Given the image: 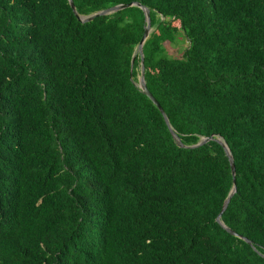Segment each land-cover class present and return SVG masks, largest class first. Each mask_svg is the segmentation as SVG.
<instances>
[{"label": "trees", "instance_id": "obj_1", "mask_svg": "<svg viewBox=\"0 0 264 264\" xmlns=\"http://www.w3.org/2000/svg\"><path fill=\"white\" fill-rule=\"evenodd\" d=\"M72 2L148 9L235 192L139 8L0 0V264H264V0Z\"/></svg>", "mask_w": 264, "mask_h": 264}, {"label": "water", "instance_id": "obj_2", "mask_svg": "<svg viewBox=\"0 0 264 264\" xmlns=\"http://www.w3.org/2000/svg\"><path fill=\"white\" fill-rule=\"evenodd\" d=\"M68 1V4H69V7L70 9L72 10L73 14L75 15V17L77 18V20L81 23H88L90 21H92L93 19L97 18V17H101V16H107V15H110V14H114L118 11H121V10H124V9H128V8H131V7H137L139 8L143 14H144V17H145V22H146V25H145V28H144V32H143V35H142V38L140 40V43L138 45V48H137V52L140 56V77L138 79V88L141 90V92L143 93L144 96H146L151 102L152 104L156 107V109L159 111V113L161 114V116L163 117V120H164V123L165 125L167 126L174 142L176 143V145L180 148H184V149H194V148H198L200 146H203L211 141L213 142H216L217 144H219L224 153H225V156L227 157L228 159V162H229V166H230V171H231V177H232V183H233V188L231 190V192L229 193L228 197L226 198L225 202L223 203V206H222V209L216 219V221L218 223H220V217L223 213V211H225V209L227 208V205L232 197V195L234 194L235 192V169H234V164H233V159L231 157V154L226 146V144L223 142L222 139L220 138H215L214 136H210V137H207V138H202L196 145L194 146H190V147H185L179 140L178 136L174 133V131L171 129L170 125H169V122H168V119L166 118L165 114H164V111L162 110V108L160 107V105L158 104V102L153 98V96L149 93V91L147 90V87L145 85V82H144V67H143V53H142V47H143V44L144 42L146 41V39L148 38L150 32H151V26H150V18H149V11L148 9H146L145 7L141 6L140 4L138 3H131V4H126V5H117V6H114V7H111V8H108L106 10H103V11H100L98 13H95L93 15H90V16H87V17H82V16H78L75 12V7L73 5V2L72 0H67ZM134 60H135V56L132 57L131 59V62H130V66L132 68L133 66V63H134ZM226 231L231 234L232 236H236V237H239L240 239H243L248 245H251V243L242 238L241 236H238L236 235L235 233H233L232 231H230L229 229L226 228Z\"/></svg>", "mask_w": 264, "mask_h": 264}, {"label": "rangeland", "instance_id": "obj_3", "mask_svg": "<svg viewBox=\"0 0 264 264\" xmlns=\"http://www.w3.org/2000/svg\"><path fill=\"white\" fill-rule=\"evenodd\" d=\"M180 35H182L181 33L178 35V39L180 40ZM187 43L183 40H181L178 43H175V45H169L166 44V50H167V54L169 56H173V57H181L182 52L184 51V49L186 48Z\"/></svg>", "mask_w": 264, "mask_h": 264}]
</instances>
